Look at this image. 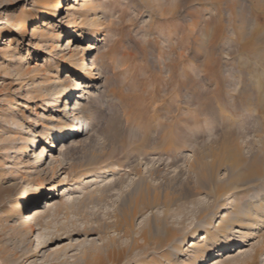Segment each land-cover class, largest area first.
Masks as SVG:
<instances>
[{"label":"rangeland","instance_id":"obj_1","mask_svg":"<svg viewBox=\"0 0 264 264\" xmlns=\"http://www.w3.org/2000/svg\"><path fill=\"white\" fill-rule=\"evenodd\" d=\"M253 4L0 0V264H264V174L213 197L234 147L264 165V41H251L264 3ZM240 9L260 17L238 41ZM70 124L87 129L56 140ZM160 124L175 132L173 165L146 155L163 146L148 137ZM201 154L214 166L203 192L145 206L146 185L185 179Z\"/></svg>","mask_w":264,"mask_h":264},{"label":"bare ground","instance_id":"obj_2","mask_svg":"<svg viewBox=\"0 0 264 264\" xmlns=\"http://www.w3.org/2000/svg\"><path fill=\"white\" fill-rule=\"evenodd\" d=\"M263 3H264V0H254V4L253 5H255V4L263 5ZM57 9L61 10V11L65 10L63 8V6L60 5V3L57 4ZM243 11L241 10V11H238L236 13L235 30H236V33H237V40L238 41H240V39H242V38H245L246 34L248 33L249 24L252 23V21H251L252 19H251L250 15L255 14L253 12H249V11H246V10L244 12ZM254 12H255V9H254ZM255 15L258 16L259 14L258 15L255 14ZM260 16H262V19H264V10H263V12H262V14ZM260 16H258V17H260ZM55 18H56V20L59 19V15H57ZM249 19H251L250 20L251 22L249 21ZM41 27L42 28H47V29L50 28L49 25H47L46 21L42 22ZM249 28H251V27H249ZM221 31H222V29H219V32H221ZM41 32H42V29H39V28L36 29L35 28L34 31H32V33H30V37L38 36V35L41 34ZM251 37H252L251 38L252 42L264 41V26L262 27L259 24H257L256 28L252 32V36ZM97 41H99V40H97ZM70 44L71 43L68 41V45L67 46H70ZM97 49H98L97 45H94V43H90V44H88L84 54L87 55L88 53H90L92 51H96ZM91 62H92L91 65H89L88 63H85L83 65V68H82L83 77L84 76H90L92 74V72L94 70L93 69L94 58L92 59ZM250 64L252 65V63H250ZM247 65H248V61H247ZM256 68H257V66H256ZM257 71H258V69H257ZM262 72L260 71V73H262ZM65 80H66V82H71V79H70L69 76H67ZM63 82H64V80H63ZM256 83H257V81H256ZM259 83L262 84L261 81H259L258 84ZM73 85H74V87H73ZM80 85L81 84H78V82L74 80L73 84H72V88H70V90L68 91L67 94L71 95L72 93H75V92L79 91ZM88 87L89 86L83 87V89L88 88ZM256 89H255L256 91L255 90L254 91H255V95L257 97V103H256L257 112H258V114H262V113H264V83H263V85H259V87L256 86ZM243 91H244L243 92L244 95L247 94V93H245V90H243ZM248 94H249V92H248ZM241 96H242V94H241ZM239 97H240V95H239ZM78 98H79V100H82V101L86 100L82 96H78ZM83 109H84V105L81 104V103H78L77 106L72 109L73 110L72 114H70V115H68L66 117H68V119H72V121H70V122H73V119L77 118L76 117L77 114H80V113L82 114L84 112ZM83 115H85V114H83ZM88 116L89 115L87 114L84 117H88ZM185 121L186 120H183L184 123H185ZM86 129H87V127L83 128L82 125L77 127L75 125H71L70 124L68 128H65L64 130L59 131V133H56L54 138L56 140H62V139H65V138L74 137V136H77V135H81L83 133V131H85ZM262 130L264 132V121H263V124H262ZM174 133L175 132L172 129V127L167 125V124H160L158 128H153L150 131V134H149L148 137L151 140L156 141L157 143H161L163 146L159 147L157 150H154V151H147L146 155L159 154L160 156L161 155H165L166 156L165 159H162L160 157H158V159H156L155 163H156L157 166H163V165H166V164L173 165L176 162L177 156L175 155V150H174L175 148L172 146V142L173 141L171 139L172 136L174 135ZM178 134H179L180 137H184V138L186 137L185 128L183 126H179V133ZM122 139L124 140V138H122ZM67 149H68V147H65L63 151H66ZM232 151H233V159L231 160V163L227 167L228 175H227L226 180L222 184H217L216 182H214L213 184L215 185V187L217 189H218V187H223L224 186L228 190H230L231 192H233V191L235 192V190H237L238 186L243 184L244 182H246V181L249 182V180H253V179H256V178H261L263 176V174H264V165L258 164V162H257V160L255 158H254V160L251 163H246L241 158V155H240V152H239L238 148L234 147ZM167 161H168V163H166ZM213 169H214L213 165H210V164H207V163L203 162V154H201L200 156H198L196 161L189 166L187 171H188V173H190V176H187L183 180H174V183H173V181H170V182L168 181L164 185L163 184H159V185H155V186L154 185L153 186H147L146 185L144 190L140 191L141 198H142V200L145 201L144 202L145 206H149V207H154V206H156V205H158L160 203H162L164 206L167 207L168 205L175 204L176 202H183V203L187 202V200L189 199L190 196L192 197L195 194L203 192V189H206V186L204 184L206 182L209 183L211 181V175L213 173ZM116 184H117V182H116ZM185 189H189V192L185 191ZM220 190L221 189H218V191H220ZM150 191H153V193H154V196H153L152 200H150V199L148 200L147 198H145L146 194L148 192H150ZM221 191L216 193V194H213V197L214 198L219 197L221 195V194H219V193H221ZM225 192H227V191H225ZM200 207L201 208H196V207L195 208L197 209L198 213L200 211H201V213H203V205L200 206ZM235 220H236V218H235ZM163 222H164V219H163ZM179 224H180V222H179ZM157 227H158V229L163 230V231L167 230L166 229L167 226H165L163 224H160V225L158 224ZM167 237H168V234H167ZM145 238H146V236H145ZM167 240L170 241L169 238H167ZM190 247L194 248L195 250L199 249V247L195 243H193ZM240 250L241 249H239L238 251L240 252ZM235 251L236 250H234L233 252H235ZM221 256H223V255H216L215 260L218 259ZM211 262L212 261H209L207 264H215V262H212V263Z\"/></svg>","mask_w":264,"mask_h":264}]
</instances>
